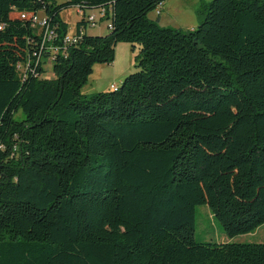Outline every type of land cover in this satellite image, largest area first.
I'll return each mask as SVG.
<instances>
[{
	"label": "trees",
	"instance_id": "trees-1",
	"mask_svg": "<svg viewBox=\"0 0 264 264\" xmlns=\"http://www.w3.org/2000/svg\"><path fill=\"white\" fill-rule=\"evenodd\" d=\"M165 1L0 0V264H264L195 236L203 205L231 239L264 224V0L202 2L189 31L150 18ZM119 43L138 72L84 94Z\"/></svg>",
	"mask_w": 264,
	"mask_h": 264
},
{
	"label": "rangeland",
	"instance_id": "rangeland-1",
	"mask_svg": "<svg viewBox=\"0 0 264 264\" xmlns=\"http://www.w3.org/2000/svg\"><path fill=\"white\" fill-rule=\"evenodd\" d=\"M61 2L64 0H60ZM212 0H166L160 8L158 15L156 11L151 13V17L159 18V24L162 27L180 28L185 31L196 29L200 24L199 10L202 2L208 3ZM88 15H94L97 22L100 21L98 11H90ZM44 17L40 14V18ZM63 20L69 25V34L76 33V24L81 20L77 9L72 8L62 13ZM108 22L98 23L96 27H88V34L92 36H105L109 33ZM139 49L134 52L131 44L119 43L116 46V58L110 65L98 64L93 69L87 85L83 88L84 94H93L102 91H109L115 85L120 86L124 80V75H130L138 72L136 68V55ZM45 77L52 76V67L47 64ZM94 80V81H93ZM114 84L112 87L111 85ZM18 121L23 120L22 111L16 114ZM195 236L197 241L217 243H251L264 244V224L256 231L229 238L224 233L222 224L212 214L208 206H198L196 209Z\"/></svg>",
	"mask_w": 264,
	"mask_h": 264
},
{
	"label": "built area",
	"instance_id": "built-area-1",
	"mask_svg": "<svg viewBox=\"0 0 264 264\" xmlns=\"http://www.w3.org/2000/svg\"><path fill=\"white\" fill-rule=\"evenodd\" d=\"M78 11V10H77ZM78 13L80 14L81 17H84V14L81 12V11H78ZM157 14L159 15L160 12L159 10L157 11ZM23 16L25 15H21V17L23 18ZM100 18H101V15H100ZM82 19V18H81ZM91 27H96L98 25L99 22H97V18L92 15H88L86 18H85ZM46 25V20H45V17H41L40 18V15L37 16V22H36V26L40 27L41 29H43ZM109 29L111 28V26L109 25L108 27ZM84 33V30H81L80 32V35L77 34V32L73 35H70L68 34V36L65 38V44H74V45H77L79 42H80V38H81V35H83ZM47 38L49 40H52L53 38H55V33L54 31H48L47 32ZM58 51H55L54 53L56 54ZM114 87V86H113Z\"/></svg>",
	"mask_w": 264,
	"mask_h": 264
},
{
	"label": "crops",
	"instance_id": "crops-1",
	"mask_svg": "<svg viewBox=\"0 0 264 264\" xmlns=\"http://www.w3.org/2000/svg\"><path fill=\"white\" fill-rule=\"evenodd\" d=\"M150 18H151V19H154V20H155V19H158L157 17H155V18L151 17V14H150ZM126 76H127V75H124L123 78L126 77ZM93 81H94V80H93ZM113 85H114V84H112L111 87H112Z\"/></svg>",
	"mask_w": 264,
	"mask_h": 264
},
{
	"label": "bare ground",
	"instance_id": "bare-ground-1",
	"mask_svg": "<svg viewBox=\"0 0 264 264\" xmlns=\"http://www.w3.org/2000/svg\"><path fill=\"white\" fill-rule=\"evenodd\" d=\"M36 22H37V19H36Z\"/></svg>",
	"mask_w": 264,
	"mask_h": 264
}]
</instances>
